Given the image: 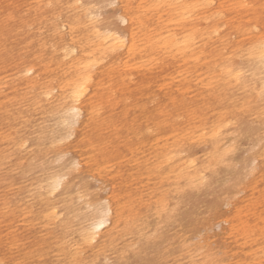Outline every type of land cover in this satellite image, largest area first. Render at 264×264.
<instances>
[{
	"label": "bare ground",
	"instance_id": "1",
	"mask_svg": "<svg viewBox=\"0 0 264 264\" xmlns=\"http://www.w3.org/2000/svg\"><path fill=\"white\" fill-rule=\"evenodd\" d=\"M110 3L0 0V264H189L196 210L168 216L172 196L210 204L236 146L264 140V0H116L100 19ZM260 149L203 264H264Z\"/></svg>",
	"mask_w": 264,
	"mask_h": 264
},
{
	"label": "rangeland",
	"instance_id": "2",
	"mask_svg": "<svg viewBox=\"0 0 264 264\" xmlns=\"http://www.w3.org/2000/svg\"><path fill=\"white\" fill-rule=\"evenodd\" d=\"M110 2H116V0H109ZM118 9L116 8H109L107 6H102L99 10L98 14L100 16V19H114L116 15L118 14ZM264 147V140H258L256 138L253 139L252 136H250L248 139H244L241 141L240 144H238L235 151V162L231 163L230 166L226 169L225 172L218 174L210 183L208 186L209 189V195L211 196V202L210 204H205L202 202L204 199L203 197H200V202L197 203L194 194L192 192H186L184 196H178L171 198V204L170 208L171 211L168 216L171 215H187V211L190 210H196V215H189L187 216L182 224H185L188 228V231L193 235L198 234V239L193 240L194 243H199L201 248L197 251L196 255L192 256L190 254L191 246H187V248L180 250L176 253V259L186 261L189 260V264H203L207 262V255L209 253L214 254V259H219L222 256V250L216 246V243L219 242L217 237L222 235V226L214 220L215 217H227L229 218L230 215H228L227 207L221 204L222 199L227 194H235L237 191L239 192L237 195H235L232 198L231 204L234 205L235 202H238L240 199H242L246 194L247 191L243 189V187H247L250 182L255 178V173L251 175L247 171V167L251 164L258 165L259 164V153L261 151L260 147ZM205 148L202 146L188 149L189 153H192L194 156H200L203 154ZM71 158L70 155H66L65 158H62V160H68ZM248 162V163H247ZM248 165H247V164ZM239 178H242L241 183H237ZM93 189H95L96 183L92 182ZM97 193L101 196L105 194L103 191H97ZM186 205V206H185ZM182 206H185V209L187 211L182 212ZM231 208V206H230ZM229 208V209H230ZM212 221L216 226L207 233L211 235V237H208L206 232L203 231L202 226L207 221ZM159 225L158 232L163 233L167 231V228L170 229V231H175L177 226L180 225L176 221L171 222L170 224L165 223V220H163ZM216 234V236L213 235ZM156 236L159 234L156 233ZM170 241H168L166 244H169ZM112 264V262H110ZM167 264H172V262H168Z\"/></svg>",
	"mask_w": 264,
	"mask_h": 264
},
{
	"label": "snow or ice",
	"instance_id": "3",
	"mask_svg": "<svg viewBox=\"0 0 264 264\" xmlns=\"http://www.w3.org/2000/svg\"><path fill=\"white\" fill-rule=\"evenodd\" d=\"M49 6L51 7V5H49ZM107 7H109V8H116V7H118V5L115 4V3H110V4L107 5ZM262 47H264V42H262ZM78 95H79V93H77V96ZM101 223H103V222L101 221Z\"/></svg>",
	"mask_w": 264,
	"mask_h": 264
}]
</instances>
